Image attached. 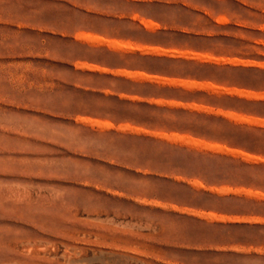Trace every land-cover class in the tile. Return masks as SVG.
<instances>
[{
    "label": "rangeland",
    "instance_id": "374dc122",
    "mask_svg": "<svg viewBox=\"0 0 264 264\" xmlns=\"http://www.w3.org/2000/svg\"><path fill=\"white\" fill-rule=\"evenodd\" d=\"M143 57L264 71V0H0V264H264V227L216 225L264 218L199 206L264 200L208 183L214 156L264 162L231 137L264 131L246 103L264 75L243 88Z\"/></svg>",
    "mask_w": 264,
    "mask_h": 264
},
{
    "label": "trees",
    "instance_id": "16d2710c",
    "mask_svg": "<svg viewBox=\"0 0 264 264\" xmlns=\"http://www.w3.org/2000/svg\"><path fill=\"white\" fill-rule=\"evenodd\" d=\"M143 59L152 62L150 66L141 67V70L153 74L176 76L181 78H191L198 81H214L218 83H225L229 81L230 84L243 88H258L261 81L257 76L264 75L263 70L245 67L214 65L207 63L194 64L193 62L176 60L165 57H143ZM171 65L178 66H193L194 69H172ZM146 95V94H142ZM238 101H243L237 99ZM187 101V100H182ZM246 103L251 105H264L263 102L249 101ZM235 109L236 108H230ZM258 116L264 117V113L256 112ZM242 130L241 126L235 127ZM233 143L236 147L244 149L245 151L264 156V131H238L234 132ZM211 163L210 170L213 174L208 183L211 185H227L231 187H241L246 189H254L264 192V162H246L241 159L228 156H214L209 158ZM204 200L199 204L200 207L207 210H215L220 213L233 216H248L264 218V200L258 201L254 199H247L238 195H217L209 192L203 193ZM212 200L220 202H230L227 205L212 206ZM220 226H227L230 228L250 227L261 228V225L249 224H216Z\"/></svg>",
    "mask_w": 264,
    "mask_h": 264
}]
</instances>
